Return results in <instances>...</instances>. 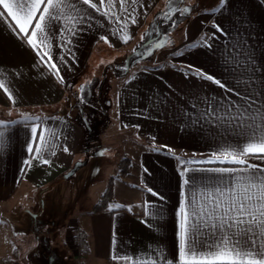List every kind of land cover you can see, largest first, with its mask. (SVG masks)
Segmentation results:
<instances>
[{"label": "crops", "instance_id": "obj_1", "mask_svg": "<svg viewBox=\"0 0 264 264\" xmlns=\"http://www.w3.org/2000/svg\"><path fill=\"white\" fill-rule=\"evenodd\" d=\"M178 1L137 0L128 6L136 20L132 23L118 7L113 10L115 16H106V8L98 11L75 0L78 11L65 12L76 19L51 21L42 34L43 42L35 41L39 56L12 18L6 12L0 16V80L12 94L9 99L0 88V111L25 112L21 121L5 123L0 129L4 132L0 139V264H180L177 232L182 216L177 213L182 198L226 185L229 174L213 170L242 167L188 162L214 160L221 151L244 143L219 118L228 114L230 104L245 102L196 70L244 93L222 56L226 47L240 41L256 69L253 91H264V0H226L223 7L214 0L196 7L171 32H163L166 39L163 54L156 58L159 62L133 66L114 81L113 129L126 140L118 159L128 157L130 164L123 177H110L112 199L104 209H93L106 182L91 193V200L76 201L73 191H64L79 168L86 171L81 173L86 184L90 170L93 176L98 172V161H92L91 168V159H105L82 158L83 130L70 115L67 101L81 92V85L94 76L106 53L114 57L141 36V42H149L154 28L159 29L157 24L166 21ZM215 25L227 35L217 32ZM125 36L129 37L126 42ZM51 63L59 75L49 68ZM253 99L256 107H264V95ZM208 103L216 108L215 116L203 115ZM33 127L44 131L46 144L33 140ZM30 143L32 153L27 150ZM37 143L42 151L33 159ZM26 160L31 163L25 164ZM248 162L264 166L259 155L248 157ZM185 179L188 185H183ZM57 193L59 198L54 196ZM63 194L70 196L69 207ZM25 199L27 208L22 207ZM50 200L60 208L46 206ZM117 204L121 207L116 208ZM10 215H17L13 224ZM20 215H27V220L24 230L16 232ZM76 240L80 254L72 247Z\"/></svg>", "mask_w": 264, "mask_h": 264}, {"label": "snow or ice", "instance_id": "obj_2", "mask_svg": "<svg viewBox=\"0 0 264 264\" xmlns=\"http://www.w3.org/2000/svg\"><path fill=\"white\" fill-rule=\"evenodd\" d=\"M137 0H82L84 5L92 9L101 10L106 8L104 15H116L113 11L119 8L121 12L128 13V18L135 23V17L129 12V5ZM226 0H220V7H223ZM42 6V10H41ZM0 16L6 12L19 28L20 33L27 37V42L34 49L37 48L36 40L43 42L42 34L45 33L49 23L65 17L75 20L76 17L68 16L65 9L76 10L75 0H0ZM219 9H216L218 11ZM135 9L132 8L131 12ZM181 14L187 13L188 8L177 9ZM38 14V16H37ZM120 18H117L119 22ZM34 23V26H33ZM216 31L227 35L224 29L215 25ZM31 31L29 32V29ZM129 37L125 36V42ZM215 38V33H213ZM107 42L106 37H101ZM143 40L144 37L141 36ZM162 45L157 44L156 47ZM211 47L210 44L207 45ZM44 56L48 53L44 52ZM225 66L235 76L237 88L243 85L245 92L241 93L229 87L222 80L203 70H196L200 77L211 81L226 92L233 93L243 100L244 104H230L227 115L219 119L226 121V126L231 128L243 141L235 149H225L217 154L211 161H189L188 163H227L240 165V168H221L213 171L229 174V180L223 187H217L214 191L201 193L200 196L192 194L190 199H183L177 213L180 219L178 223V249L180 264H264V166L251 164L248 157L258 156L264 159V107H256L254 95H264V91L254 92L257 81L253 75L256 69L252 65V57L246 50V45L237 41L229 49L225 48L222 53ZM50 69H55L59 75V69L54 63L49 64ZM62 79V78H61ZM264 84V81H261ZM0 88H3L9 99H12L11 92L7 89L3 80H0ZM207 100V98H206ZM193 107H195L193 105ZM233 109L235 114L233 115ZM216 108L208 103L203 115L215 116ZM5 127L0 121V129ZM33 140L47 143L44 131L36 127L31 129ZM4 132L0 130V139ZM28 152H33V145H28ZM42 146L37 143L35 146L38 158ZM68 151L67 148L64 149ZM48 163L47 160H42ZM25 164L31 162L26 160ZM183 163V162H182ZM183 176V172L181 173ZM187 179L183 185H188ZM151 191V189H149ZM156 195V193H153ZM184 193L182 192V197ZM116 208L121 205H115ZM113 259H128L130 257H117ZM155 264V261L152 262Z\"/></svg>", "mask_w": 264, "mask_h": 264}, {"label": "rangeland", "instance_id": "obj_3", "mask_svg": "<svg viewBox=\"0 0 264 264\" xmlns=\"http://www.w3.org/2000/svg\"><path fill=\"white\" fill-rule=\"evenodd\" d=\"M213 1L214 0H179L175 4L172 12H170L166 18V21H161V25L159 23L157 24L159 25L160 30L158 27L154 28L149 42L145 44L141 42L140 39L133 46L123 49L114 57L106 53L103 62H100L96 67L94 76H91L86 84L81 85V92L71 95L67 101L70 115L80 124L83 130L80 148L82 158H86L88 156L91 158H105L91 159V168L93 166L92 161H98V172H96V175L94 173L95 176H93L89 168L91 174L87 178L86 184H82L83 180L81 173L86 174L83 167L76 171L77 174L72 178V182L66 183L64 191H73L76 195V201L82 197L91 200L92 197H94L91 193L97 189L99 190L105 182L107 185L111 176L123 177L125 175L119 174V164L122 159L118 158L123 153L122 143L126 140L122 138V135L114 132V110L110 100L116 86V83L114 82L115 78L118 75L125 73L127 70H130L133 66L158 63L159 61L156 58L163 54L164 48L162 41L166 39L163 37L162 33H168L169 30L171 32L173 28L184 22L185 18L191 15L196 7H201L203 4L212 3ZM183 2L185 4H183ZM184 8H188L189 11L183 14H181L180 11H177V9L182 10ZM156 29L159 31L157 32ZM157 44L162 46L156 47ZM164 54H166V52ZM6 113L8 114L5 116H3L4 114L0 115L2 116L0 117V121H3L4 124L22 120L21 117H14L16 114L14 110H10L9 112L7 111ZM85 160L86 159H84V161ZM128 170L129 165L126 173ZM90 184L92 185L90 186ZM58 194L59 193L54 195L55 198H59L57 197ZM63 198H67V207H69L71 205L69 202L70 200H68L70 199V196L68 194H63ZM43 201L46 200L43 199ZM27 202L28 199H25L22 207L27 208ZM42 203L43 202L41 201V204ZM46 206L53 207L52 210L60 208L59 203L53 200L47 202ZM68 210H72V208L70 207ZM24 217L27 218V215ZM24 217L20 215V226L18 225V228L17 226H14L16 227V232L24 230L23 225L26 224L27 220ZM14 218L16 220L17 215L16 217L11 215L9 216L12 224L14 223ZM73 245L74 243L72 244V247Z\"/></svg>", "mask_w": 264, "mask_h": 264}, {"label": "trees", "instance_id": "obj_4", "mask_svg": "<svg viewBox=\"0 0 264 264\" xmlns=\"http://www.w3.org/2000/svg\"><path fill=\"white\" fill-rule=\"evenodd\" d=\"M15 116L14 117H24V111H20V110H15ZM4 114V115H3ZM8 113L6 112H1L0 111V115H7ZM130 163V159L128 157H124L122 158L120 164H119V167H120V170H119V174L121 175H124L126 174V171H127V168H128V165ZM112 199V178H109L108 182H107V185H106V188L101 196V198L96 202V204L93 206V209L96 210V211H99V210H102L104 209L108 202Z\"/></svg>", "mask_w": 264, "mask_h": 264}, {"label": "built area", "instance_id": "obj_5", "mask_svg": "<svg viewBox=\"0 0 264 264\" xmlns=\"http://www.w3.org/2000/svg\"><path fill=\"white\" fill-rule=\"evenodd\" d=\"M73 249H74L75 253H77V254L81 253L82 249H81V246H80V243L78 240L74 241Z\"/></svg>", "mask_w": 264, "mask_h": 264}]
</instances>
